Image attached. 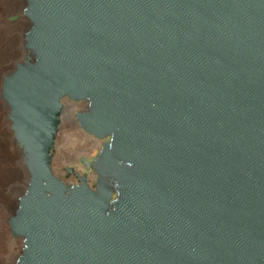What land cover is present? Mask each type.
<instances>
[{
	"label": "water",
	"instance_id": "water-1",
	"mask_svg": "<svg viewBox=\"0 0 264 264\" xmlns=\"http://www.w3.org/2000/svg\"><path fill=\"white\" fill-rule=\"evenodd\" d=\"M25 1L15 264H264V0ZM63 97L109 137L93 188L50 167Z\"/></svg>",
	"mask_w": 264,
	"mask_h": 264
},
{
	"label": "rangeland",
	"instance_id": "rangeland-1",
	"mask_svg": "<svg viewBox=\"0 0 264 264\" xmlns=\"http://www.w3.org/2000/svg\"><path fill=\"white\" fill-rule=\"evenodd\" d=\"M24 5V0H15L14 4L11 0H0V83L27 53L23 42L30 21L23 14ZM77 110L79 107L73 106L70 113L74 120ZM7 114V105L0 96V264H14L21 252L22 238L10 234L7 219L15 211L29 179L22 149L13 137ZM69 126L64 121L58 127L51 151L50 167L56 175L63 173L65 166L75 163L74 155L83 152L90 157L98 149L96 145L91 146L88 139L85 141L83 134L67 128Z\"/></svg>",
	"mask_w": 264,
	"mask_h": 264
},
{
	"label": "flooded vegetation",
	"instance_id": "flooded-vegetation-1",
	"mask_svg": "<svg viewBox=\"0 0 264 264\" xmlns=\"http://www.w3.org/2000/svg\"><path fill=\"white\" fill-rule=\"evenodd\" d=\"M61 104H62V111H61V115L59 116L60 121L58 127L60 128V126L64 121L69 123L70 126L67 128L74 129L76 132L77 131L81 132L83 134L85 141H87L88 139L91 142V146L96 145V147H98L97 149L98 152L102 144L105 141L109 140V137H96L90 133H87L77 124L76 119L74 120L70 116L73 106L79 107V110L85 109L87 105L86 100H74L69 97H63L61 99ZM97 152L90 157H88V153H83V152L78 153V156L74 155L75 163L72 165L65 166L63 173L57 175L61 177V179L64 182L68 183L69 185L79 184L80 179L84 177L86 182L89 184V186L93 188L97 180V173L92 168V166L88 164V162L90 163L93 161Z\"/></svg>",
	"mask_w": 264,
	"mask_h": 264
},
{
	"label": "bare ground",
	"instance_id": "bare-ground-1",
	"mask_svg": "<svg viewBox=\"0 0 264 264\" xmlns=\"http://www.w3.org/2000/svg\"><path fill=\"white\" fill-rule=\"evenodd\" d=\"M11 1H13V4H14V1H15V0H11ZM6 2H7V1H6ZM6 2L3 1V3H6ZM1 3H2V2H1ZM3 3H2V4H3ZM24 4H26V1H25V0H24ZM24 6H25V5H24ZM28 20H29V19H28ZM26 32H27V30H26ZM24 40H25V34H24ZM23 44H24V42H23ZM23 47H24V46H23ZM22 60H23V59H22ZM20 61H21V60H20ZM17 62H18V61H17ZM14 65H15V64H14ZM13 68H14V67H13ZM12 70H13V69H12ZM12 70H11V71H12ZM11 71H10V72H11ZM8 74H9V73H8ZM8 74H7V75H8ZM5 76H6V75H5ZM2 79H3V78H2ZM1 83H2V80H1ZM1 83H0V92H1ZM0 96H1V94H0ZM1 99L3 100L2 97H1ZM3 101L5 102V100H3ZM5 103H6V105H7L8 112H9L8 104H7V102H5ZM75 105H76V104H75ZM7 118H8V114H7ZM8 120L10 121L9 118H8ZM10 128H11V121H10ZM11 130H12V128H11ZM12 133H13V130H12ZM77 133H78V134H82L81 132H78V131H77ZM13 137H14V135H13ZM14 139H15V138H14ZM15 141H16V139H15ZM16 142H17V141H16ZM87 142H88V140H87ZM18 145H19V144H18ZM19 146H20V145H19ZM21 149H22V148H21ZM22 153H23V152H22ZM26 168H27V167H26ZM27 170H28V169H27ZM28 173H29V171H28ZM29 177H30V173H29ZM28 181H29V179H28ZM27 185H28V184H27ZM26 187H27V186H26ZM25 190H26V189H25ZM23 194H24V193H23ZM20 197H21V196H20ZM20 197H19V198H20ZM19 198H18V200H17V207H16L15 211L12 213V215H11L10 217H12V216L15 214V212H16V210H17V208H18V205H19ZM10 217H8V219H7L8 228H9L10 234H11L12 236L15 237V235H13V234L11 233V230H10V226H9V218H10ZM16 237H21V238H22V236H19V235H16ZM22 244H23V238H22ZM22 247H23V245H22ZM21 250H22V248H21ZM20 254H21V252H20ZM20 254H19V255H20ZM19 255H18V256H19ZM18 256H17V257H18ZM16 259H17V258H16ZM15 261H16V260H15ZM14 264H15V262H14Z\"/></svg>",
	"mask_w": 264,
	"mask_h": 264
}]
</instances>
